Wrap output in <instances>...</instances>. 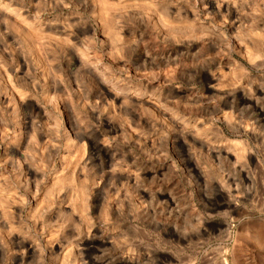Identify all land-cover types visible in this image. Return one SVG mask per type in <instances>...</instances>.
I'll use <instances>...</instances> for the list:
<instances>
[{"label": "clouds", "instance_id": "1", "mask_svg": "<svg viewBox=\"0 0 264 264\" xmlns=\"http://www.w3.org/2000/svg\"><path fill=\"white\" fill-rule=\"evenodd\" d=\"M0 264H264V0H0Z\"/></svg>", "mask_w": 264, "mask_h": 264}]
</instances>
